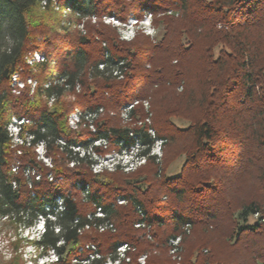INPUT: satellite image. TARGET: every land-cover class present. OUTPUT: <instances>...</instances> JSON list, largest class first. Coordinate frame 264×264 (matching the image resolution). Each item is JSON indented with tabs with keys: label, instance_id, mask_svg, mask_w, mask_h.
Segmentation results:
<instances>
[{
	"label": "trees",
	"instance_id": "trees-1",
	"mask_svg": "<svg viewBox=\"0 0 264 264\" xmlns=\"http://www.w3.org/2000/svg\"><path fill=\"white\" fill-rule=\"evenodd\" d=\"M57 3L84 20V32L58 27L59 13L41 11L40 0H0V218L15 229L41 219L33 244L56 264H264V0ZM146 11L160 28L156 41H124L100 20ZM33 51L45 60L31 67ZM14 74L36 80L33 95L11 92ZM135 99L151 103L162 165L149 154L154 138L135 123L146 111L131 109L132 125L119 117ZM73 110L82 121L90 114L93 131L69 127ZM13 117L27 121L18 125L21 149L7 129ZM134 142L147 165L92 171L89 149ZM39 143L49 164L37 159Z\"/></svg>",
	"mask_w": 264,
	"mask_h": 264
},
{
	"label": "rangeland",
	"instance_id": "rangeland-1",
	"mask_svg": "<svg viewBox=\"0 0 264 264\" xmlns=\"http://www.w3.org/2000/svg\"><path fill=\"white\" fill-rule=\"evenodd\" d=\"M51 9L55 12H58L59 14L57 15V23H58V27H70V28H75L72 24H77V21H74L72 16L69 14L66 17L62 15L61 11L55 10L53 8V6H50ZM40 6V10L44 11ZM130 16V15H129ZM144 16V13L142 14L141 17H135L138 19H142ZM129 18V17H128ZM67 20L71 21V25H67ZM91 21V20H90ZM98 20H96L97 22ZM132 22V21H131ZM130 22V23H131ZM91 23H93V21H91ZM143 23L147 26H144L143 24H138V26H131L128 25L127 26V30L122 31L123 33V37L125 39H122L124 41H130L134 38V36L136 37L137 34H143L145 36H148L151 40L156 41L157 37L159 35V30L160 28L153 22V17H151L150 21H143ZM222 25V24H221ZM131 26V27H130ZM149 26V27H148ZM220 25H218L219 27ZM148 28L150 30H148ZM59 29V28H58ZM118 36H119V32L116 30ZM150 32L152 34H150ZM120 38V36H119ZM121 39V38H120ZM34 52V51H33ZM33 52H28L26 54V57L29 56L30 53ZM28 58V57H27ZM29 60V59H28ZM26 61V59H25ZM33 61V65H29L27 63V65L29 66H34L36 65V60H31L29 62ZM23 77V76H22ZM28 76H24L23 77V87H20V85L18 83H16L14 81V79H11V83H10V88H11V92L15 95H19L24 91H28V95H33L34 90L37 86V82L34 85V81L28 82ZM32 80H35L34 78L30 77ZM119 79H122V77H120ZM36 81V80H35ZM45 83V82H44ZM43 83V84H44ZM15 88L20 89L19 92L16 91ZM178 91H181V87L178 88ZM143 100V99H142ZM148 111L150 113V124L152 125V108H151V103L149 101V99H147V104H146ZM145 109L144 106L142 108V110ZM74 111V110H73ZM72 111V112H73ZM71 112V113H72ZM120 113V111H119ZM69 117V115H68ZM120 117V114H119ZM122 123H129V122H124L123 120H121ZM174 122L178 125V126H186L188 123L186 120L182 119V118H174ZM132 125L134 123H129V125ZM69 125V124H68ZM11 132L15 131L14 127H9ZM15 145L17 147H20L22 145H25V147L27 146V144L25 143H21L18 141V139H15ZM34 151L37 155V159L42 160L45 164H47V159L45 157V151L41 148V147H37L35 146ZM153 152L155 153H159L160 155V161L159 163H161L162 165V160H163V154H164V143L161 146V149L159 150V148L156 146L153 150ZM113 154L111 155H107L104 157V159L102 160V164L105 167V171L107 172H112L114 170H111V166L112 164H115L116 162H121L127 165V170H121V169H116L115 171H120L122 173L128 174L131 173L133 171H136L138 168L143 167L144 165H147L148 163V159L147 160H138L134 157H131L130 155L126 156V155H122L119 158L117 157L115 160H113L112 158ZM184 157L181 156L178 159H176L174 162H172L168 168H167V174L168 175H174L176 173H178L182 163H183ZM161 171V166L159 167V172ZM29 171H26V174ZM28 174L32 175V171H30ZM252 220V218L250 217V221ZM39 232H41V226L38 224V226H33L31 228H16L14 227L13 224H11L7 219L5 218H0V261H5V260H10L12 257H15V259L12 262H19L20 264H56L55 262V258L53 256L52 253H48L47 255H44L42 252H40V249H38L34 244V240L37 238ZM16 246V247H15ZM15 247V248H14ZM169 254H173L171 253V251L169 250ZM176 256V253H174V255H172V258H174ZM176 260H179V258L177 257Z\"/></svg>",
	"mask_w": 264,
	"mask_h": 264
},
{
	"label": "built area",
	"instance_id": "built-area-1",
	"mask_svg": "<svg viewBox=\"0 0 264 264\" xmlns=\"http://www.w3.org/2000/svg\"><path fill=\"white\" fill-rule=\"evenodd\" d=\"M50 5V6H53V8L55 10H58V11H61L62 12V15L63 16H67L71 13V9L69 6H64V7H61L60 5H58L57 3V0H40V6L42 8L46 7L47 5ZM77 15V14H76ZM151 17H152V14L149 12V11H146L144 12V16L143 18L141 19H138V18H135L134 16H129V18H127L125 21H122L120 19H118L116 16H114L113 14L111 15H103L101 17V21L102 23L104 24H107V25H110L112 27H115L116 30L119 32V36L121 39H125L123 37V33L122 31H125L127 30V26L128 25H131V26H138V24H143L144 26H147V24L145 25L143 23V21H150L151 20ZM90 20L93 21V23L96 22V20H98L97 17L95 16H92L90 17ZM67 25H71V21L67 20ZM132 21V22H131ZM131 22V23H130ZM74 27L78 28L80 31L84 32V20H81L80 22H78L76 25L75 24H72ZM130 26V27H131ZM149 27V26H148ZM221 27V25L219 26ZM151 29V28H150ZM148 28V30H150ZM152 30V29H151ZM150 34H152L150 32ZM28 57V58H27ZM25 57L27 63L29 65H33V61L32 62H29L31 60H36V63L38 62H42L45 60V56L37 51H34L33 53H30L29 56ZM29 59V60H28ZM100 67L102 66L101 64L99 65ZM114 75H117V78H120L122 77V74L120 73H115ZM11 79H14V81L16 83H18L20 85V87H23V80L19 79V77H17L16 74H14ZM28 79V82H31V81H34V85L36 83L35 80H32L30 77L27 78ZM49 81L45 82L43 85L44 86H48L49 85ZM17 92H19L20 89L18 88H15ZM76 89H78V86L76 87ZM53 102V98H50L48 100V103L51 104ZM147 99H135L133 100L132 102L130 103H127V104H124L121 109H120V118L124 121V122H129L131 121V117H130V114H129V111L131 109H133L134 107L136 106H139L141 108H144L143 109L144 111H146L147 115H145L144 117H137V121L135 122L139 127H141L143 130H146L147 133H149L153 138H154V142L152 143V146H151V149H150V155L154 156L156 161L159 162L160 161V155L159 153H155L153 152L154 148L157 146L159 148V150L161 149V146L163 145V139L162 138H156L155 137V132L154 130L151 128V122H150V113L148 111V109H146L147 107ZM99 111H101V109H99ZM81 115H83L82 112L78 111V110H74L72 113L69 114V117H68V124H69V127L71 128H80V127H84L85 126V123L86 124H89L88 127L93 131V125L90 124L91 123V116L89 113H86L84 114V121H82V117ZM27 121L24 120L23 118H20V119H17V118H12L11 119V123H9L7 125V129L8 131L13 135V141L15 143V139H18L19 142L23 143L22 139L18 137L17 133H18V125L21 124V123H26ZM130 123V122H129ZM81 124V125H80ZM14 127L15 128V131L14 132H11L9 127ZM93 144L95 146H98V147H101V148H105L106 145H105V141H103L102 139L98 138V139H95L93 141ZM37 147H41L43 149V145L41 143L37 144L36 145ZM76 149H79L77 146L74 147V150ZM44 150V149H43ZM139 143L138 142H134V144L130 145L128 147V149L126 148H122L121 151H117V150H110L104 154H101V155H98L96 154L94 151H90V154L92 155V159H93V162L91 164V169L94 173H98V172H102V171H105V167L103 166L102 164V160L104 159L105 156L107 155H111L113 154L112 158L113 160H115L117 157L119 158L120 156L122 155H130L131 157H134L138 160H147V156L146 155H142V154H139ZM47 164H49V160L47 159ZM71 165V164H70ZM116 169H121V170H127V165L124 164V163H121V162H116L115 164H112L111 166V170H116ZM119 203H121L122 201H118ZM96 214L101 216L102 213L101 211L99 210V208L97 209L96 211ZM256 216V214L254 215V217ZM38 224L41 226V231H42V228H43V223H42V220L40 219L38 221V223L36 224V226H38ZM100 230H103V227H100L99 228ZM178 237H176L175 239H171L170 242L175 245L178 241ZM119 250L122 251L121 248H119ZM174 252V249H171V253ZM175 253V252H174ZM139 261L141 263H143V256L141 258H139ZM108 264H112V263H108Z\"/></svg>",
	"mask_w": 264,
	"mask_h": 264
}]
</instances>
